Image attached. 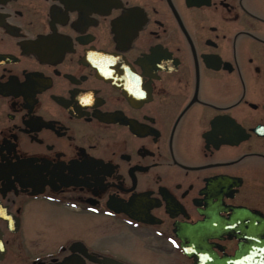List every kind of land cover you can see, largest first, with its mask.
<instances>
[{
  "label": "flooded vegetation",
  "instance_id": "obj_1",
  "mask_svg": "<svg viewBox=\"0 0 264 264\" xmlns=\"http://www.w3.org/2000/svg\"><path fill=\"white\" fill-rule=\"evenodd\" d=\"M196 244L264 264V0H0V264Z\"/></svg>",
  "mask_w": 264,
  "mask_h": 264
},
{
  "label": "water",
  "instance_id": "obj_2",
  "mask_svg": "<svg viewBox=\"0 0 264 264\" xmlns=\"http://www.w3.org/2000/svg\"><path fill=\"white\" fill-rule=\"evenodd\" d=\"M189 240L197 241L196 238H190ZM184 251L188 257L193 259V264H247L244 261V250L240 245L234 256H222L218 257L208 247L195 246L184 247Z\"/></svg>",
  "mask_w": 264,
  "mask_h": 264
}]
</instances>
